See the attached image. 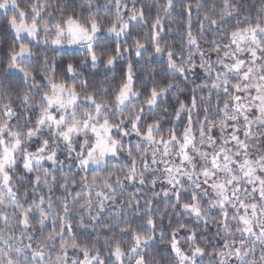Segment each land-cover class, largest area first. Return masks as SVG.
<instances>
[{"label":"snow or ice","instance_id":"1","mask_svg":"<svg viewBox=\"0 0 264 264\" xmlns=\"http://www.w3.org/2000/svg\"><path fill=\"white\" fill-rule=\"evenodd\" d=\"M0 264H264V0H0Z\"/></svg>","mask_w":264,"mask_h":264},{"label":"clouds","instance_id":"2","mask_svg":"<svg viewBox=\"0 0 264 264\" xmlns=\"http://www.w3.org/2000/svg\"><path fill=\"white\" fill-rule=\"evenodd\" d=\"M149 2H151V0H149ZM165 222H167V221H165Z\"/></svg>","mask_w":264,"mask_h":264}]
</instances>
